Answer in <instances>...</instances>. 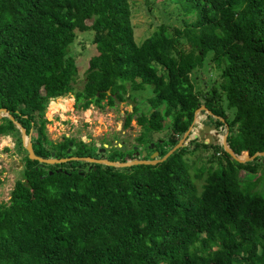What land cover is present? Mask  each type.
I'll return each mask as SVG.
<instances>
[{
	"label": "trees",
	"instance_id": "16d2710c",
	"mask_svg": "<svg viewBox=\"0 0 264 264\" xmlns=\"http://www.w3.org/2000/svg\"><path fill=\"white\" fill-rule=\"evenodd\" d=\"M171 1L189 20L173 32L161 24L137 42L129 0H0V108L35 134L37 156L125 162L135 152L101 154L93 143L45 136L48 99L72 91L77 65L69 47L78 32L92 33L96 54L83 89L73 93L77 108L102 106L104 98L113 106L129 99V89L150 85L152 111L136 121L144 141L171 117L169 136L147 145L158 157L182 138L202 104L224 119L217 122L227 126L238 157L264 151V0ZM209 54L220 89L200 93L191 74ZM59 104L67 109L62 98L52 99L49 112ZM9 133L22 144L4 117L0 135ZM203 146L221 151L216 168L190 170L187 144L160 163L130 167L79 159L39 164L26 153L8 202H0V264H264V186L256 189L262 176L239 175L256 176L253 162L264 165V157L239 163L222 145Z\"/></svg>",
	"mask_w": 264,
	"mask_h": 264
},
{
	"label": "rangeland",
	"instance_id": "374dc122",
	"mask_svg": "<svg viewBox=\"0 0 264 264\" xmlns=\"http://www.w3.org/2000/svg\"><path fill=\"white\" fill-rule=\"evenodd\" d=\"M129 4L134 38L137 42H141L144 38L150 36L161 24L168 27L169 32H173V28H181L184 21L189 20L188 15L184 14L181 6L171 0H129ZM186 48L188 47L186 46ZM95 54L96 49L92 42V33L78 32L69 47V55L77 65L76 77L71 82L72 91L65 95L49 98V103L52 99L62 98V101H66L70 106V103L75 101L73 93L83 89L89 59ZM210 58L211 55L209 54L203 65L195 69L191 74L195 89L200 93H203L212 85L220 89V69L217 68ZM128 94L130 96L129 99L124 101L116 100L113 106H109L107 98H104L100 103L102 106L91 103L87 110L76 107H71L67 110L58 107L56 111L50 113L48 110L49 103L47 102L43 111V116L46 119V138L53 143L63 140L64 136L75 141L82 140L87 144L93 143L95 147L99 148V153L101 154L118 147L122 148L123 151L136 147L137 154L135 159H149L148 156L155 150L151 151L147 146L148 143L153 149L155 142L169 136L171 117L165 119L164 124L166 126L162 131L148 132L144 136V141L139 140L144 130L137 123L136 117L141 113L146 115L151 113L152 109L148 106L147 100L154 95V92L152 86L148 85L141 90L129 89ZM220 94L222 95V104L225 107L227 116L232 117L233 110L227 109L226 100L221 91ZM128 114L133 116L129 125L124 126L125 118ZM199 115L192 129L194 131L193 134L201 130L204 124H213V119H215V117H211L206 112ZM226 129V125L215 126L216 135H213L212 144L222 141ZM193 134L188 135L186 142L188 151L183 153L185 161L192 165L190 170L203 165H211L216 168L218 165L217 160L223 158L221 151H216L212 147H204L203 145L206 144V141L203 137L197 136L193 138ZM32 136H35V134ZM195 146L198 147L196 148ZM193 149L195 151L192 152ZM142 152L146 153L145 156L141 155ZM26 153L22 144L19 145L11 133L0 135V202H8L14 182L21 176ZM129 157V159H132V156ZM126 159L129 160L128 157ZM259 161L262 162V159L259 158L253 162L258 164V174H254L256 176L239 172L240 178L243 180H255L261 175L262 177L258 181L256 189L264 186V165Z\"/></svg>",
	"mask_w": 264,
	"mask_h": 264
},
{
	"label": "water",
	"instance_id": "95a60500",
	"mask_svg": "<svg viewBox=\"0 0 264 264\" xmlns=\"http://www.w3.org/2000/svg\"><path fill=\"white\" fill-rule=\"evenodd\" d=\"M109 92V91H107ZM98 94V93H97ZM201 112H206L209 115H212L211 111L208 110L205 105H201L199 108H197L194 112V117H193V121L191 123V125L189 126V128L187 129V131L184 133V135L182 136V138L179 139V141L162 157H158V152L154 151L153 153H151L148 157L149 159H129L130 157H128L129 160L125 161V162H120V161H111L109 159L106 158H91V157H71V158H61V159H57L54 158V152H51V157L50 158H42L40 156H37L34 153L33 147H32V131L30 130L28 133L26 132L25 128L10 114V112L6 109V108H0V119L7 117L9 118L12 123L14 124V126L19 130L20 132V138H21V142H22V146L25 149V151L27 152L28 157L31 160H37L39 162V164H57V163H63L66 162L68 159H79L81 161H87L90 163H102V164H106V165H112L115 167H130L132 165H137V164H151L154 165L156 163H160L164 160H166L175 150L179 149L180 147H182L184 144H186L187 139H188V135L194 133L193 126L196 123V119L197 117H199ZM213 117H215L216 119H219L220 121H224V119L222 117H218L216 115H213ZM227 128V126H226ZM215 134V130H214V125H208V124H204L202 126V134H206V142L208 144H212V139H213V134ZM227 136H228V129H226V133L224 134V136L222 137V141L217 142L216 144L218 145H222L224 151L236 162L239 163H247V162H251L254 159H256L257 157H264V151H257L252 155L246 154L243 157H238L228 146L227 143ZM71 145V144H70ZM68 152H70V148L67 150ZM145 152H142V156H145ZM156 155V156H155ZM51 173V172H49Z\"/></svg>",
	"mask_w": 264,
	"mask_h": 264
},
{
	"label": "flooded vegetation",
	"instance_id": "af4514ba",
	"mask_svg": "<svg viewBox=\"0 0 264 264\" xmlns=\"http://www.w3.org/2000/svg\"><path fill=\"white\" fill-rule=\"evenodd\" d=\"M65 102H66V101H65ZM80 105H81V102H80V101L77 102V103H74V101H73V103H70V106L68 105L67 110H69L71 107H72V108H74V107L77 108V106L79 107ZM58 107H59V108H63V107H61L60 105H58ZM201 113H204V112H201ZM210 116L213 117V115H210ZM213 118H214V117H213ZM206 119H208V118H206ZM1 120H2V118H1ZM1 120H0V122H1ZM217 120H219V119H216V118L213 119V122H212L213 124H211V125H214V128H215V126L218 127V126H222V125H223V124H222V125H221V124L219 125L218 122H217ZM201 132H202V129L199 130L196 134H193V133H192V134L194 135L193 138H195V137H197V136H200V137H203V139L206 141V134H202V135H201ZM192 134H191V135H192ZM213 135H214V134H213ZM31 136H32V134H31ZM12 137H14V139L16 140V137H15V136L12 135ZM16 141H17V140H16ZM206 143H207V142H206ZM15 145H16V144H15ZM32 147H33V144H32ZM133 149H135V152H133V153L131 154V156H133V155L135 156V155L137 154V151H136L137 148L135 147V148H133ZM127 156H129V155L126 154V157H127Z\"/></svg>",
	"mask_w": 264,
	"mask_h": 264
},
{
	"label": "bare ground",
	"instance_id": "6f19581e",
	"mask_svg": "<svg viewBox=\"0 0 264 264\" xmlns=\"http://www.w3.org/2000/svg\"><path fill=\"white\" fill-rule=\"evenodd\" d=\"M229 146V145H228ZM231 149V148H230ZM232 150V149H231ZM233 151V150H232ZM234 152V151H233ZM235 153V152H234ZM236 154V153H235Z\"/></svg>",
	"mask_w": 264,
	"mask_h": 264
}]
</instances>
